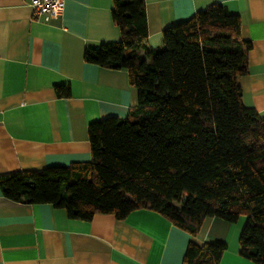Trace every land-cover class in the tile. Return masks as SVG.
Instances as JSON below:
<instances>
[{"label": "trees", "instance_id": "trees-1", "mask_svg": "<svg viewBox=\"0 0 264 264\" xmlns=\"http://www.w3.org/2000/svg\"><path fill=\"white\" fill-rule=\"evenodd\" d=\"M112 16L121 38L87 45L84 59L126 70L138 105L89 124L91 160L0 174L3 195L81 220L149 209L192 235L207 217L244 215L239 252L264 264V118L238 83L252 47L240 16L211 4L166 27L157 47L146 44L145 0H113ZM55 89L71 96L69 84ZM226 250L225 241H191L182 264H220Z\"/></svg>", "mask_w": 264, "mask_h": 264}, {"label": "crops", "instance_id": "crops-1", "mask_svg": "<svg viewBox=\"0 0 264 264\" xmlns=\"http://www.w3.org/2000/svg\"><path fill=\"white\" fill-rule=\"evenodd\" d=\"M30 3L0 0V174L89 161V124L138 105L126 70L84 59L87 45L121 38L113 0H65L52 21L35 18ZM214 3L240 16L251 41L238 83L245 105L264 118V0H145L146 44L160 46L166 27ZM61 84L70 97L57 95ZM246 220L207 217L192 235L149 209L81 220L51 203L13 202L0 188V264H182L191 241L207 240L227 243L220 264H256L239 252Z\"/></svg>", "mask_w": 264, "mask_h": 264}, {"label": "built area", "instance_id": "built-area-1", "mask_svg": "<svg viewBox=\"0 0 264 264\" xmlns=\"http://www.w3.org/2000/svg\"><path fill=\"white\" fill-rule=\"evenodd\" d=\"M33 15L45 21L57 19L65 5V0H31Z\"/></svg>", "mask_w": 264, "mask_h": 264}]
</instances>
